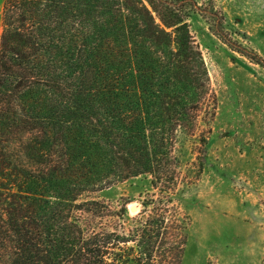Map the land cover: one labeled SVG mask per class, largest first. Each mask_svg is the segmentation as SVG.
<instances>
[{
	"label": "trees",
	"instance_id": "1",
	"mask_svg": "<svg viewBox=\"0 0 264 264\" xmlns=\"http://www.w3.org/2000/svg\"><path fill=\"white\" fill-rule=\"evenodd\" d=\"M191 12L264 67L214 0H3L0 264L181 263L190 219L174 202L175 145L196 137L201 169L199 121L215 108ZM139 174L153 191L134 215L80 199Z\"/></svg>",
	"mask_w": 264,
	"mask_h": 264
},
{
	"label": "rangeland",
	"instance_id": "2",
	"mask_svg": "<svg viewBox=\"0 0 264 264\" xmlns=\"http://www.w3.org/2000/svg\"><path fill=\"white\" fill-rule=\"evenodd\" d=\"M214 1L230 35L264 58V0ZM2 5L0 0V32ZM187 23L215 108L211 119L199 121L200 127L210 128L201 169L196 137L180 132L175 145L181 181L174 202L190 219L180 264H263L264 67L221 41L197 12L190 13ZM152 191L151 176L139 174L80 199L125 204L131 216Z\"/></svg>",
	"mask_w": 264,
	"mask_h": 264
}]
</instances>
